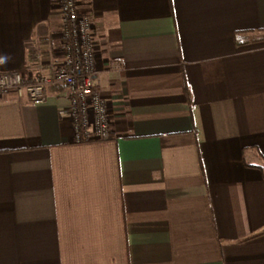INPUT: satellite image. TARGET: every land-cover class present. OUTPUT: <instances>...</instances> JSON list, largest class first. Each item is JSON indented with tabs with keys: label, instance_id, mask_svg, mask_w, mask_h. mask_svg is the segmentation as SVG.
Masks as SVG:
<instances>
[{
	"label": "crops",
	"instance_id": "obj_1",
	"mask_svg": "<svg viewBox=\"0 0 264 264\" xmlns=\"http://www.w3.org/2000/svg\"><path fill=\"white\" fill-rule=\"evenodd\" d=\"M77 1L110 136L0 92V264H264V0ZM61 42L55 0H0V72Z\"/></svg>",
	"mask_w": 264,
	"mask_h": 264
},
{
	"label": "built area",
	"instance_id": "obj_2",
	"mask_svg": "<svg viewBox=\"0 0 264 264\" xmlns=\"http://www.w3.org/2000/svg\"><path fill=\"white\" fill-rule=\"evenodd\" d=\"M60 15L61 60L52 75L42 73L23 79L18 71L0 72V92H14L33 104L46 99L51 85L68 97L67 114L76 144L105 141L110 136L111 117L97 87L98 69L91 17L81 12L77 0H55Z\"/></svg>",
	"mask_w": 264,
	"mask_h": 264
}]
</instances>
